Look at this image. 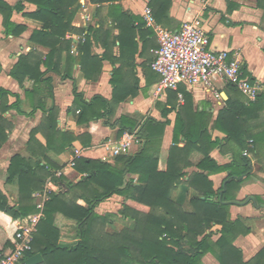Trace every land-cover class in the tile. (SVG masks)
Wrapping results in <instances>:
<instances>
[{"label":"trees","instance_id":"obj_1","mask_svg":"<svg viewBox=\"0 0 264 264\" xmlns=\"http://www.w3.org/2000/svg\"><path fill=\"white\" fill-rule=\"evenodd\" d=\"M25 1L36 4L37 9L26 12ZM91 1L97 4H115L121 0ZM165 1L171 4V0ZM79 8V0H19L16 5L0 0V14L6 35L20 36L27 29L13 19L16 12H23L25 17L42 25L40 29L34 30L30 40L48 49L47 53L36 49L22 54L10 71V75L25 90L26 98L33 108L29 114L41 109L44 117L41 124L31 131L27 142L30 156L17 153L10 159L6 183L17 185V199L11 203L8 195L0 189V210L15 220H29L39 211L35 193L45 188L54 168H60L48 157V152L63 153L75 141H81L85 146L75 166L76 172L82 174L78 181L67 180L64 176L52 177L61 186L58 190L49 192L43 217L38 221L34 232L33 250L27 253V258L41 253L44 259L41 264H202V257L210 252L220 264H264V249L252 260L243 261L242 251L234 246V240L239 234L248 233L250 228L245 227L241 219L232 221L229 217L231 201L236 200L231 195L232 191L238 189L243 182L238 176L251 174V160L241 153L231 165L219 166L209 152L212 148L222 146V141L242 146L247 137H252L253 142L264 137L261 134H250L244 128V116L254 109L264 108V101L257 103L263 93L259 92L255 101H227L214 124V128H221L226 133L225 140L213 139L208 129L209 117L204 118L202 113H198L186 121L180 114L175 127L174 143L168 152L164 168L159 167V150L151 151L161 145L168 122L149 118L138 128L129 118L122 117L119 136L126 130L138 129L144 144L135 155L115 157L116 165L105 161V148L102 145L92 147L90 134L85 131L71 133L59 127V108L54 98L53 77L49 74L51 71L61 72L63 53L67 52L70 56L74 46L73 39H67L66 36L76 32L82 38L77 44L78 57H74L73 61L80 63L86 79H98L102 58L93 51L92 34L96 29L89 27L84 32L72 25ZM118 26L121 35L131 33L134 37V15L122 11L118 17ZM42 66L46 67L45 71ZM27 79L33 81L31 88L25 86ZM11 96L16 98L14 102H10ZM46 96L51 99L50 104L47 103ZM74 96V105L81 108L78 124L104 119L106 125L114 126L108 118L112 109L107 99L95 96L88 101L76 86ZM130 96H134V87L126 88L122 94L115 85V100H126ZM187 98L190 102L189 95ZM21 103L19 94L0 87V149L8 141L14 127L13 121L5 114L12 109L21 112ZM38 133L45 137V144L38 139ZM182 140L185 145L180 147L178 144ZM247 149L249 152L252 150ZM193 151L204 154V158L198 163L199 168L207 169L208 164H212L209 170L213 172L227 169L231 173L226 180V191L222 198L219 193L224 187L216 191L207 175L194 173L188 184L199 195L191 200L194 212H186L171 193L182 183L184 167L191 163L189 157ZM120 163L122 165L119 166ZM130 174L137 175V180L129 177ZM114 195L124 197L119 214L135 223L131 228L112 231V217L116 214L103 215L97 212V207ZM251 198L256 201L257 207L264 204V200L258 195L248 196L239 202H252ZM80 200L85 204H80ZM58 213L77 221L74 227L77 242L74 245L60 244L63 231L55 225ZM211 221L222 225L221 237L217 241L206 234ZM201 235L204 236L199 240ZM187 242L190 245L186 247L184 244Z\"/></svg>","mask_w":264,"mask_h":264},{"label":"crops","instance_id":"obj_2","mask_svg":"<svg viewBox=\"0 0 264 264\" xmlns=\"http://www.w3.org/2000/svg\"><path fill=\"white\" fill-rule=\"evenodd\" d=\"M5 1L16 5L19 0ZM79 3L80 8L72 25L83 29L84 32H87L89 27L96 29L92 34L93 51L102 58V68L98 79L95 81L86 79L80 63L73 61L74 57H78L77 44L82 38L80 33L76 32L68 33L66 36L67 39H73L74 46L70 56L67 52L63 53L61 72L51 71L49 74L53 77L54 98L59 108V127L71 133L87 132L91 136L92 147L101 146L105 141L119 139L122 117L129 118L138 128H141L149 118L161 122L167 121L161 145H157L151 151L159 150V167L164 168L168 152L174 143L175 127L180 114L186 121L198 113H202L204 118L209 117L208 129L213 139L225 140L227 135L223 129L214 128L219 113L226 107L228 100L248 102L239 89L220 80L211 87L203 84L180 83L177 90L167 89L160 95H155L154 85L160 79V75L152 69L151 64L160 45L154 28L146 25L144 18L146 7L152 8L158 24L170 30H179L185 21L200 19L205 32L210 37L211 48L216 51H230L232 55H237L244 65L245 75L253 79L258 84L259 91L263 93L257 103L264 101V0H171L170 5L165 0H121L115 4L111 2L97 4L91 0H79ZM113 5H118V7ZM36 9V4L25 1L26 12ZM122 11L134 15V37L131 33L121 35L118 17ZM13 19L16 23L25 25L27 29L20 36L6 35L2 23L3 17L0 14V87L19 94L22 100L21 112L12 109L5 114L13 121L14 127L9 134L8 141L0 149V189L8 195L11 203L17 197L18 188L15 183H6L10 159L17 153L30 156L27 142L31 131L41 124L44 112L38 109L32 115L29 114L33 108L26 98L25 90L10 75V71L22 54L36 49L43 53L48 52V49L30 40L34 30L41 28L40 22L25 17L23 12H16ZM42 70L45 71L46 67L42 66ZM32 85L33 81L27 79L26 88H31ZM115 85L122 94L125 93L126 88L134 87V96L126 100H115ZM74 86L88 101L95 96L107 99L112 109V114L108 118L114 126L106 125L104 119L92 120L84 125L78 124L81 108L74 105ZM216 91L220 92L221 99L216 97ZM179 93L183 94L184 101L180 99ZM187 95L190 96V102H188ZM46 98L47 103L50 104L51 99L47 96ZM15 100V97H10V102ZM244 117V128H247L248 133L264 136V108L254 109ZM37 137L42 143H46L42 133H38ZM251 139L252 137L244 139L242 146L235 142L222 141V146L219 145L209 151L217 165L229 166L236 156L242 155L241 153L247 148H252L247 157L251 160V174L249 176L243 174V178L239 179L243 182L238 189L232 191V197H236V200L232 201H243L248 196L254 195L264 200V137L253 143L249 142ZM178 145L183 147L185 143L182 140ZM253 145L256 147L254 148ZM84 148L81 141H75L73 146L63 153L48 152V157L60 166V168H54L53 175L47 180L45 187L48 190L57 185L61 186L50 179L53 176L59 177L56 175L59 170L67 180L78 181L80 179L81 174L77 173L75 168L69 167V163L74 156L75 149L83 150ZM140 149L141 147L134 146L129 154L135 155ZM203 158L204 154L193 151L189 157L191 163L184 167L185 174L182 183L171 193L173 199L186 212H194L191 200L199 195V192L188 184L194 173L207 175L216 191L224 187L231 173V170L227 169L213 172L209 170L212 164H208L207 169L199 168L198 163ZM103 159L116 165V158ZM129 177L137 180V175L130 174ZM123 201V196L114 195L102 202L96 210L103 215L119 214ZM238 202L231 203L229 217L232 221L241 219L244 226L250 228L248 233L243 232L234 240V246L242 251L243 261L248 262L264 249V207H257L253 201ZM79 203L85 204L82 200ZM42 217L43 215L39 219ZM20 222L0 210V248L11 244L10 239ZM55 225L60 228L65 225L75 226L77 221L58 213ZM221 229V224L211 221L206 234H210L211 239L217 241L221 237ZM203 236H199L198 239L201 240ZM76 242L75 237L61 236L60 238L62 245H74ZM189 245L188 242L184 244L186 247ZM202 264L220 263L209 252L202 257Z\"/></svg>","mask_w":264,"mask_h":264},{"label":"built area","instance_id":"obj_3","mask_svg":"<svg viewBox=\"0 0 264 264\" xmlns=\"http://www.w3.org/2000/svg\"><path fill=\"white\" fill-rule=\"evenodd\" d=\"M144 18L146 25L154 28L160 45L151 64L152 69L160 75V79L154 85L155 95H160L167 89L177 90L180 83L211 87L220 80L235 86L248 101L257 99L259 86L245 75L242 61L230 51H216L211 48L210 37L200 19L185 21L179 30H170L157 23L151 7H146ZM215 95L221 99L220 92L216 91ZM179 97L184 101L182 93H179ZM249 142L253 143V139ZM143 144L144 139L138 129L126 130L119 139L105 141L102 144L106 150L104 158L128 155L134 146L141 147ZM83 150L75 149L69 167L75 168L77 158ZM249 153L248 149L243 152L245 156H249ZM56 175L60 177L63 173L59 170ZM58 189V185L49 190L45 187L35 193L36 198H39L37 202L39 211L29 220L21 221L10 239L11 244L0 248V264H25L27 253L33 250L34 232L40 216L43 215L49 192Z\"/></svg>","mask_w":264,"mask_h":264},{"label":"rangeland","instance_id":"obj_4","mask_svg":"<svg viewBox=\"0 0 264 264\" xmlns=\"http://www.w3.org/2000/svg\"><path fill=\"white\" fill-rule=\"evenodd\" d=\"M16 199H17V197L12 200V203H14V201ZM37 202H38V198H36V203ZM112 219H113V223H112L113 226H111V228H110V230H112V231L113 230L114 231L122 230L125 227L131 228L133 223H134L131 219H126L119 214H116V216H113ZM75 226L74 225L62 226L61 227L62 231H63L62 236L75 237V229H74Z\"/></svg>","mask_w":264,"mask_h":264},{"label":"water","instance_id":"obj_5","mask_svg":"<svg viewBox=\"0 0 264 264\" xmlns=\"http://www.w3.org/2000/svg\"><path fill=\"white\" fill-rule=\"evenodd\" d=\"M239 179L243 178V175L238 177ZM226 191V183L224 185V188L223 190L220 192V198H222V195L223 193ZM253 200V203L256 205V201L251 198ZM249 201V200H248ZM238 201H231V203H237ZM239 203V202H238ZM259 207H264V204H260ZM43 256L41 253H36L30 257H28L26 260H25V264H41L43 262Z\"/></svg>","mask_w":264,"mask_h":264}]
</instances>
